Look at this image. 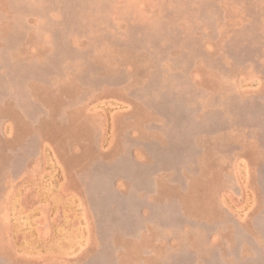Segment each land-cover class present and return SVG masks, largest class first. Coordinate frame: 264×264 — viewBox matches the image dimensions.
Returning a JSON list of instances; mask_svg holds the SVG:
<instances>
[{"label":"rangeland","instance_id":"obj_1","mask_svg":"<svg viewBox=\"0 0 264 264\" xmlns=\"http://www.w3.org/2000/svg\"><path fill=\"white\" fill-rule=\"evenodd\" d=\"M0 264H264V0H0Z\"/></svg>","mask_w":264,"mask_h":264}]
</instances>
